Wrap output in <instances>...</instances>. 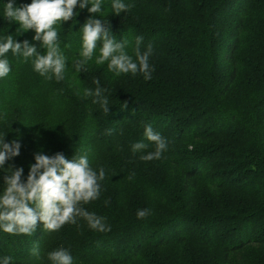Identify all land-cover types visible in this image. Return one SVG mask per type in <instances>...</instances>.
Masks as SVG:
<instances>
[{
	"label": "trees",
	"instance_id": "16d2710c",
	"mask_svg": "<svg viewBox=\"0 0 264 264\" xmlns=\"http://www.w3.org/2000/svg\"><path fill=\"white\" fill-rule=\"evenodd\" d=\"M0 264H264V0H0Z\"/></svg>",
	"mask_w": 264,
	"mask_h": 264
},
{
	"label": "rangeland",
	"instance_id": "374dc122",
	"mask_svg": "<svg viewBox=\"0 0 264 264\" xmlns=\"http://www.w3.org/2000/svg\"><path fill=\"white\" fill-rule=\"evenodd\" d=\"M123 157L120 160H123ZM99 188H98V179L93 177L88 184H86L83 192L81 193V199L77 202V207L81 208L87 206V200H99L98 198ZM88 196V197H87Z\"/></svg>",
	"mask_w": 264,
	"mask_h": 264
}]
</instances>
